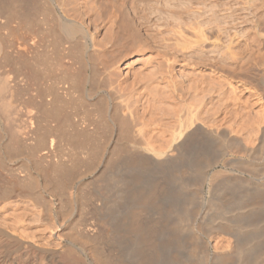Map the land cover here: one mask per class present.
Segmentation results:
<instances>
[{"label":"bare ground","instance_id":"obj_1","mask_svg":"<svg viewBox=\"0 0 264 264\" xmlns=\"http://www.w3.org/2000/svg\"><path fill=\"white\" fill-rule=\"evenodd\" d=\"M13 1L16 5L18 1V6L20 1L21 5H28L30 1V7L38 2L0 0V9L10 14L16 7L12 6ZM154 1L156 7H153ZM154 1L89 0L95 13L102 17L100 22H95L100 17L94 15L95 19L90 13L93 10L85 9L87 2L84 0H45L52 7L58 37L67 43L68 50L74 47L81 54L79 56L84 57L83 64L88 72L84 73V69L80 73H84L81 77L85 88L89 87L84 91L85 99L95 100L103 106L107 128L119 137L118 148L113 164L107 166L104 163L106 166L101 168L98 163L92 166L91 162V166L87 165L85 171L76 175L74 168L77 165H64V156L60 158L56 154L53 136L45 135L47 129L44 136H40L42 141L31 135L10 134L7 139L0 138V168L10 169L9 174H3L8 171L3 172L5 169L0 172V264L183 263L175 254L187 247L179 248L176 243L187 230L195 238L194 226L183 221L194 218L196 202L202 198L205 186L210 197L230 191L241 203L247 198L250 202L239 206L245 216L264 212V58L259 54L264 48V0H217V5L215 1L211 2L218 7L213 11L214 19L201 13V7L193 5L191 0H188L189 5L192 3L188 19L186 4L181 8L172 6L173 10H169L170 7H165L168 0H164L165 6L162 0ZM39 4L43 5V1ZM21 5L20 9L25 6ZM142 6L152 9L150 16L139 13ZM36 7L33 9L38 10ZM226 7L235 9L231 11L232 15L228 12L230 19L221 26L218 14ZM227 8L224 9L226 12ZM18 9L19 13L23 11ZM33 9L31 7V11ZM48 10L45 12L49 16ZM33 14L35 11L30 15ZM29 16L31 20H25L27 16L21 19L31 23L33 18ZM103 25H108L109 40L106 42L99 38L103 34H100ZM26 27L29 29L28 25ZM210 31L213 33L208 34ZM25 33L21 35V42L16 36L18 56L21 52L29 54L34 46L31 45L36 42ZM1 39L0 53L5 52L6 47ZM11 46L14 48L13 44ZM71 52L69 55L74 53ZM23 55L21 53L20 57ZM74 55L73 58H77ZM72 64H67V69ZM3 74L0 73V110L8 114L13 108L10 98L14 91L9 77ZM251 74H254L256 84L247 82ZM11 80L15 83V79ZM64 90L66 94L68 90ZM51 108L48 111H52ZM53 108L54 113L61 111L60 106L56 109V104ZM42 110L38 111H45ZM25 113L28 126L33 127L32 109ZM93 123L98 127V122ZM60 127L55 129L58 134L62 132H59ZM40 142L43 148L35 150ZM23 144L32 149L31 152L28 150L31 155L22 151ZM89 158L93 159L88 156L86 163ZM171 190L186 199L185 205L184 202V206L181 205L183 220L170 221V212L162 204ZM66 204L70 210L66 209ZM89 211L92 217L84 221V214ZM209 226L203 227L205 239L197 236V242L192 241L195 246L185 250L186 264H196L195 258L204 261L210 245L213 249L211 264H231L233 258H236L234 264H259V255H264L263 239L259 240L261 244L258 243L261 253L257 251L253 256L239 246L241 233L231 232L238 226L233 228L234 225L219 221ZM255 227L254 233L264 237L263 227ZM212 230L226 235L213 237ZM246 254L252 256L245 257Z\"/></svg>","mask_w":264,"mask_h":264},{"label":"rangeland","instance_id":"obj_2","mask_svg":"<svg viewBox=\"0 0 264 264\" xmlns=\"http://www.w3.org/2000/svg\"><path fill=\"white\" fill-rule=\"evenodd\" d=\"M38 2H36L35 4H33V3H31V5L33 4L34 6H31L32 7V9L33 8H35L36 7V5H39V7L37 6L36 8H39L37 11L35 10V9H33L34 11H35V15L33 14V15H30V14H32V13H34V11H31V7H30V1H28V5H25V4H27V3H23L25 6H23V4L21 5V1H20V5L21 6H23L21 9H23L24 7L27 9V13L25 14L24 12H26V10H25V8L23 9V11L20 9V5L18 6V4H19V2L17 1V5H16V1L14 2L13 1V3H14V5H12V6H16L15 7V10L14 11H12L13 9H11V13L9 14L8 12H6L5 11V13H4V11H2L1 9V11H0V39L2 40V42H4V46H6V47H4L5 49L3 50V51H5V52H2V53H0V73L2 74V73H4L3 75H5V76H7V77H9V80L11 81V90L12 91H14V92H12V95H11V98H10V102H11V104H12V106H13V108L10 110V111H8V114L6 113H3V112H1V110H0V138L1 139H3V138H6L7 139V137L11 134V135H31V136H34V138L36 137H38L37 139H39L40 141H42L41 140V138L42 137H40V136H44V134H45V132L48 130V133H46L45 135H50V137H52L53 139H54V147L56 148V150L55 151H57V155H58V157H60V158H62V156H64L63 158H62V162H64L65 164L64 165H66L67 164V166H70V164L71 165H74L75 164V166H76V168H74V172L75 173H77L76 175H78V173L80 172V171H82L83 172V170L84 169H86V167L88 168L89 166H91V162H92V166L95 164H97L98 163V165H99V167H105L106 165L108 166V163H109V165L110 164H113L112 162H114L113 160L115 159V156H116V149L118 148H116V146H117V142H118V139L117 138H119V137H117L118 135H112V133H110L111 131H112V129L110 128V127H108L107 128V124H105V123H107V122H105V118H104V111H103V106L102 105H99L100 103H97L95 100H93V101H91L90 99H85L86 98V96H85V89H88L89 87H86L85 88V86H84V82H83V77H81V76H83V74L84 73H86V72H88V70H87V68L85 67V65L83 64L84 63V57L82 58V56H79V55H81L80 53H78L77 52V50L76 49H74V47H70L71 48V50H72V52H74L75 53V55H74V53L73 54H70L69 55V52L71 51V50H68L67 49V43H64V41L63 40H61L59 37H58V35H57V33H56V27H55V25H56V20H55V18H54V13H51L53 10H52V7L47 3V2H45V0H37ZM42 1H43V5L42 4H39V2L40 3H42ZM152 1H154V0H152ZM163 1V4L162 5H164L165 6V1L167 2V0H162ZM171 1V2H170ZM194 4L193 5H199V7H201L200 9L201 10H199L201 13H203L206 17H210V19L212 18V19H214V18H216V15H214L213 14V11H216V10H218V7L217 6H215V5H217L216 3H218V2H216L217 0H204V2L205 3H207V4H209L210 6H211V9H210V6L208 5H206L204 2H202V3H204V5L201 3V1H203V0H198V3H199V1H200V3L198 4L197 3V0L195 1H193V0H191ZM190 1V2H191ZM215 1V2H214ZM45 2V3H44ZM85 2H87V3H85ZM90 2H91V0H90ZM89 2V0H84V3H85V5H84V7H85V9L88 11V10H93L94 8H93V6H92V3H90ZM170 2V3H169ZM178 2V3H177ZM186 2V3H185ZM185 2L182 0V2H181V0H168V3H166V6L165 7H167V9L169 8V10H173V9H171V7L172 8H176L177 6V8H181V6H183L184 4H186V11H187V19L188 18H190L191 17V5H192V3H191V5H189V1L187 0H185ZM211 2H214L215 3V5H214V3L212 4ZM83 3V4H84ZM154 3H155V1L153 2V5H154ZM173 3H174V5L176 4V6L174 7V5H173ZM211 3V4H210ZM45 4V5H44ZM49 5V6H47V5ZM91 4V5H90ZM172 4V5H171ZM178 4V5H177ZM168 5V6H167ZM212 5H214L213 7H212ZM27 6V7H26ZM43 6H45V7H43ZM157 6V4H155L153 7H156ZM30 7V8H29ZM48 7V8H47ZM6 8V7H5ZM18 10H21V12L19 13L18 11H17V9ZM40 8H41V10H40ZM46 8V9H45ZM50 8V9H49ZM148 8V9H147ZM144 7V6H142V8H140L141 10H140V14L142 15V14H145V15H149L150 16V10H152L151 8H149V7ZM191 8V9H190ZM227 8V7H226ZM226 8H224L225 10H226ZM8 9V8H7ZM29 9V10H28ZM49 9V10H48ZM216 9V10H215ZM223 9V10H224ZM234 9L235 8H227V12L225 11V12H223V10L222 11H220V13L221 14H218V15H220L218 18H219V23H220V25L221 26H224L225 24H226V20L227 21H229V19L230 18H228V16H229V14H231V11L233 12L234 11ZM9 10V9H8ZM7 10V11H8ZM45 10H48V11H50L49 12V16H48V12L46 13L45 12ZM175 10H177V9H175ZM29 11H31L30 13H29ZM45 12L44 14H43V12ZM189 11V12H188ZM204 11V12H203ZM1 12H2V14H1ZM10 12V11H9ZM15 12H16V14H15ZM22 12L25 14V15H23L22 14ZM39 12V13H38ZM89 12V11H88ZM209 12V13H208ZM228 12H229V14H228ZM7 13V14H6ZM38 13V14H37ZM90 13H92L93 14V17L95 18V19H97L96 18V16H94V15H97L98 13L96 12L95 13V11L93 10L92 12H90ZM188 13H190V14H188ZM17 15V14H19V15H21V17L23 18V17H25V16H27V18L25 17V20H31V19H28V16L30 15V16H32V22L30 23L29 21H25V20H23V19H21V17L20 16H14V15ZM53 14V15H52ZM10 15V16H9ZM47 15V16H46ZM52 15V16H51ZM154 15V14H153ZM217 15V16H218ZM232 15V14H231ZM30 16H29V18H30ZM43 16V17H42ZM44 16H45V18H44ZM98 16H99V14H98ZM3 17V18H2ZM5 17V18H4ZM9 17H10V19H9ZM12 17V18H11ZM15 17H18V18H15ZM50 17H51V19H53L54 21L52 22V21H50L51 19H50ZM100 17V19L98 18L95 22H97V21H101V19H102V17L101 16H99ZM155 17H152V19H154ZM223 18V19H222ZM9 19V20H8ZM222 19V20H221ZM44 22H43V21ZM50 22H49V21ZM225 22H224V21ZM6 21V22H5ZM9 21V22H8ZM45 21H46V23H45ZM222 21V22H221ZM21 22H23V23H21ZM224 22V23H223ZM28 23H30V25L28 24ZM49 23L50 24H52V26L51 25H49ZM25 25V26H24ZM29 26V29H28V27H26V26ZM53 25H54V27H53ZM106 26V31H105V29H104V27ZM103 25V29H101L102 30V32H100V34H102V35H100L99 36V38L101 39V40H104V42H106V40L108 41L109 40V32H108V25ZM26 27V28H25ZM51 27V29L49 30V28ZM24 28V29H23ZM11 29V30H10ZM35 29V30H34ZM22 31H24V32H26L25 34H26V36L27 37H29V38H31V39H33V41L34 40H36V42H34V43H36V45L37 46H35V44L33 43L31 46H33V47H31V48H34L33 50L30 48V50H31V52H30V50H29V54H31V57H30V55L28 54V52L27 53H24V52H21L22 54H24V55H26L27 54V56H28V59H27V56H21L20 57V55H21V53H19V56L17 55L18 54V50L17 49H15L16 47H17V43L15 42V41H17V42H19L18 41V39L20 40V42L22 41V36L21 35H23L24 34V32H22ZM105 31V32H104ZM29 32V33H28ZM21 33V34H20ZM31 33V34H30ZM213 33V31L211 32H208V34H212ZM263 33H264V30H263ZM7 34V35H6ZM15 34V35H14ZM31 35H32V37H31ZM13 36V37H12ZM16 36H19L18 37V39H17V37ZM106 36V37H105ZM11 37V38H10ZM35 39H34V38ZM104 37V38H103ZM14 38H15V40H14ZM21 38V39H20ZM46 38V39H45ZM103 38V39H102ZM108 38V39H107ZM10 39H13V40H10ZM6 42H5V41ZM10 40V41H9ZM55 40V41H54ZM11 43V45L13 44V47L14 48H12V46L11 45H8L9 43ZM63 42V43H62ZM58 44H60L59 46L60 47H58L59 48V52H58V48H57V46H58ZM65 44H66V46H65ZM16 45V46H15ZM39 45V46H38ZM64 45V47H66V49L63 47L62 48V46ZM11 46V47H10ZM10 47V48H9ZM60 48H62V49H60ZM73 48V49H72ZM11 49H13V51H11ZM54 49V50H53ZM65 49V50H64ZM10 50V51H9ZM39 50V51H38ZM68 50V51H67ZM16 51V52H15ZM35 51L36 52H38V53H35ZM65 51H66V53H65ZM9 54H8V53ZM11 52H13V53H11ZM61 52V53H60ZM63 52V53H62ZM71 52V53H72ZM78 53V55H77V53ZM4 53V54H3ZM33 53V54H32ZM35 53V54H34ZM43 55H42V54ZM8 56H7V55ZM36 54H38V55H36ZM58 54H61V55H58ZM64 54V55H63ZM67 56H66V55ZM259 54L262 56V58H264V48H261V50H260V52H259ZM32 55H36V56H33L32 57ZM72 55H74L75 57H77V58H79L80 57V59H77V58H73V56ZM77 55V56H76ZM40 56H42V57H40ZM65 56H66V58H65ZM70 56H72V57H70ZM79 56V57H78ZM5 58V59H4ZM24 58H26V59H24ZM2 59V60H1ZM21 59V60H20ZM61 59V60H60ZM65 59V60H64ZM70 59H72L71 61H70ZM73 59H74V61H75V59L77 60V62H76V64H75V62L73 61ZM29 60V61H28ZM79 60V61H78ZM15 61V62H14ZM43 61V62H42ZM62 61H63V63H62ZM68 61H69V63L70 64H72V62H74V65L72 66V67H69V69H67V67H68V65L70 66V64L68 63ZM263 61H264V59H263ZM22 62V63H21ZM65 62V63H64ZM67 62V63H66ZM82 62V64H80ZM4 63V64H3ZM30 63V64H29ZM24 64H26V65H24ZM64 65V66H62L61 67V65ZM68 64V65H67ZM27 65H29V66H27ZM67 65V66H66ZM77 65L79 66H81L82 67V65H83V67H85V68H78L77 67ZM2 66V67H1ZM26 66H27V68H26ZM24 69H23V68ZM31 69H29V68ZM64 67H65V70H64ZM73 67H74V69H76V70H78L77 71V73L78 74H76V70H75V72H74V69H73ZM76 67V68H75ZM14 68V69H13ZM60 68V69H59ZM73 70H72V69ZM5 69V70H4ZM67 69V70H66ZM81 69H83V70H81ZM84 69H85V72L84 73H80V72H82V71H84ZM26 70V71H25ZM70 70V71H69ZM2 71H4V72H2ZM73 71V72H72ZM73 73H75V74H73ZM80 73V74H79ZM253 73H255V72H253ZM76 75H78L79 77H78V79H77V77L75 78V76ZM251 78L250 79H247V82L250 84H256V81H255V79L253 78V76H254V74H251ZM11 77V78H10ZM75 78V79H73V78ZM61 78V79H60ZM11 79H15V83H13V80H11ZM70 79H72V80H70ZM253 79V80H252ZM17 82V83H16ZM59 82V83H58ZM80 84H79V83ZM71 83H73V84H76V86L79 84L80 86H77L78 88H76L75 89V85H71ZM83 83V84H82ZM17 84V85H16ZM30 84V85H29ZM69 84H70V86H69ZM14 85H16V86H14ZM81 85H82V87H81ZM67 86V87H66ZM69 86V87H68ZM75 86V87H74ZM64 87V88H63ZM74 87V88H73ZM80 87V88H79ZM68 88L69 89H75L74 91H73V89H72V91L71 90H68ZM17 89V90H16ZM64 89H66V90H68V92H69V94H68V92L66 91V94H64L65 93V90ZM80 89V90H79ZM15 90H16V93H15ZM77 90H79V91H77ZM84 92V93H83ZM13 93H14V95H13ZM70 93L72 94L71 96H69L70 95ZM75 95H74V94ZM15 94H16V96H15ZM84 96H83V95ZM79 95V96H78ZM44 97V98H43ZM55 97V98H54ZM81 97V98H80ZM83 97H84V99H83ZM41 98V99H40ZM43 98V99H42ZM55 99V100H53V99ZM52 99V100H51ZM57 99V100H56ZM70 99V100H69ZM39 100H40V102H39ZM42 100H45V103L47 104V107L45 108V103H44V106L42 105L43 103H41L42 102ZM88 100H90V101H88ZM37 101V102H36ZM50 101V102H49ZM52 101V102H51ZM53 101H56V102H54V105H52L53 104ZM34 102V103H33ZM49 102V103H48ZM39 103V104H38ZM50 103H52L51 105H50ZM59 103V104H58ZM91 103V104H90ZM94 103H96V106H94L93 104ZM55 104H56V109H60L61 108V111L60 110H56V112L58 113V115H59V117H58V115H55V114H57V113H54L53 111V109H55V108H53V107H55ZM15 105V106H14ZM39 105H41L40 107H39ZM18 106V107H17ZM20 106H21V108H20ZM58 106V107H57ZM59 106H60V108H59ZM36 107V108H35ZM50 107H52L51 109H52V111H48V110H50ZM96 107V108H95ZM102 109H101V108ZM18 108H20V109H18ZM43 110H42V109ZM100 109L99 111L97 110L96 111V109ZM32 109V111H33V114H32V120H31V122H34V123H31V125H34L33 127H30V126H28L29 125V123H28V118L26 117V113H25V111L26 110H31ZM46 109H47V111H46ZM91 109V110H90ZM95 109V110H94ZM19 110V111H18ZM44 111V112H39V111ZM14 111V112H13ZM60 111V112H59ZM13 113L12 115H11V113ZM17 112H18V114H17ZM46 112H47V114H46ZM50 112V113H49ZM54 113L53 114V116L55 117H53L52 116V113ZM97 112V113H96ZM98 112H101V113H98ZM102 112H103V114H102ZM36 113V114H35ZM49 113V114H48ZM61 115H60V114ZM25 114V115H24ZM39 114V115H38ZM44 114V115H47V116H42V115ZM98 114H99V118H98ZM103 116H102V115ZM7 115H8V120L6 119L7 118ZM16 116L15 118H12L11 117V119H12V122H11V120H9V118H10V116ZM49 115H50V117H49ZM63 115V116H62ZM97 117H96V116ZM37 116H39V117H37ZM57 116V117H56ZM91 116V117H90ZM100 116L102 117V118H100ZM26 117V118H25ZM44 117V118H43ZM47 117V118H46ZM98 118V121L97 120H95V119H97ZM14 119H16V120H14ZM25 119L27 120V121H25ZM57 120V121H56ZM85 120V121H84ZM98 122L97 123V125H98V127H100V128H98V127H96V125L93 123V122ZM99 121H101L100 123H99ZM11 122V123H10ZM14 122V123H13ZM60 122V123H59ZM91 122H92V124H91ZM27 123V124H26ZM57 123V126L55 125ZM105 125H104V124ZM24 124H25V127H23L24 126ZM102 124V125H101ZM23 125V126H22ZM53 125V126H52ZM91 125V126H90ZM93 125V126H92ZM14 126V127H13ZM20 126V127H19ZM50 126H52V127H50ZM54 126H55V128H54ZM59 126H61L60 128H61V130H59V132L60 131H62V132H60L59 134H58V130L56 131L55 129H58L59 128ZM95 126V127H94ZM109 126V125H108ZM57 127V128H56ZM81 127V128H80ZM6 128V129H5ZM50 128V129H49ZM93 128V129H92ZM16 129V130H15ZM20 129V130H19ZM45 129H47L46 131H45ZM55 131H54V130ZM95 129V130H94ZM101 129V130H100ZM24 130V131H23ZM31 130V132H28V133H26L27 131H30ZM41 130V131H40ZM50 130V131H49ZM19 133H18V132ZM26 131V132H25ZM102 131V132H101ZM24 132V133H23ZM44 132V133H43ZM95 132V133H94ZM30 133V134H29ZM43 135H42V134ZM83 133H84V135H83ZM58 134V135H57ZM82 134V135H81ZM96 134V135H95ZM109 134H111V136L109 135ZM5 135V136H4ZM7 135V136H6ZM98 136V137H97ZM3 137V138H2ZM115 137V138H114ZM44 138V137H43ZM0 139V140H1ZM59 139V140H58ZM55 140H57L56 142H55ZM97 140V141H96ZM87 142V143H86ZM57 143V144H56ZM114 144V145H113ZM42 145V146H41ZM119 145V144H118ZM27 145L25 144H23L22 145V147H21V149H22V151L23 152H25V154H26V151L28 152V150H29V148H28V146L26 147ZM40 146V147H39ZM39 146H37V147H35V150H38V149H42L43 148V144H42V142H40V144H39ZM115 146V147H114ZM24 147V148H23ZM42 147V148H41ZM90 149H88V148ZM93 147V148H92ZM108 147V148H107ZM111 147H113V149L111 148ZM54 148V149H55ZM86 148V149H85ZM102 148V149H101ZM114 148H115V150H114ZM25 149V150H24ZM106 149V150H105ZM30 150H32V149H30ZM29 150V152H31ZM59 150H60V152H59ZM82 150H84V152L82 151ZM95 150V151H94ZM103 150V151H102ZM82 151V152H81ZM28 152V153H29ZM89 152H90V154H89ZM96 152H98L97 154H96ZM112 152V153H111ZM115 154H114V153ZM58 153H60V155L61 156H59V154ZM69 153H71V154H69ZM73 153V154H72ZM79 153V154H78ZM82 153H84L83 155H82ZM88 153V154H87ZM109 154H110V156H109ZM28 155H31L30 153L28 154ZM67 155V156H66ZM76 155V156H75ZM89 157H93V159L92 158H89L90 160H92V161H90V160H88V163H86L87 162V159H88V156ZM94 155H95V157H96V159H95V157H94ZM100 155V156H99ZM71 156H72V158H71ZM77 157V159L75 158V157ZM98 156V157H97ZM103 156V157H102ZM114 156V157H113ZM67 157V158H66ZM70 157V158H69ZM80 157V158H79ZM82 157V158H81ZM84 157H85V160H82V159H84ZM87 157V158H86ZM108 159H107V158ZM112 157V158H111ZM97 158H99L100 160H101V162H99L100 160H98ZM68 159V160H67ZM74 160V162L72 163V162H70L71 160ZM65 160V161H64ZM93 160H94V162H93ZM96 160V161H95ZM97 160H98V162H97ZM110 160H112V161H110ZM79 161H82L81 163H79ZM83 161H85V162H83ZM90 161V162H89ZM106 161H107V163H106ZM69 162V163H68ZM82 163H85V164H82ZM106 165H105V164ZM69 164V165H68ZM87 165H89V166H87ZM85 166V167H84ZM101 167V168H102ZM22 168H24V165H23V167ZM80 168V169H79ZM3 169H5V170H3ZM82 169V170H81ZM0 172H2V170H3V172H6L7 170V172L6 173H3V174H9V172H10V169H6V167H4V168H0ZM85 171V170H84ZM74 173V174H75ZM81 173V172H80ZM79 173V174H80ZM75 175V176H76ZM174 191H176V190H171L170 192L171 193H169V195L167 196V198H165L166 200H162V204H164L165 205V207H166V209L170 212V217H169V220L170 221H173V219H175V218H180V219H184V215H183V209L184 208H182V206H184L185 205V202L186 201H184V200H186V199H184L185 197L183 196V195H179V193L178 192H174ZM228 194V195H227ZM221 195V194H220ZM219 194L217 195H214V196H212V197H210V195H207V187L205 186L204 188H203V192H202V198L198 201V202H196V205H195V207L196 206H198V207H196V213H195V215H194V218L191 220V221H186V220H184L183 221V223H190L191 225H193L194 226V232L195 233H197V234H195V238H193V237H191V233H190V235H189V231L187 232V231H184V232H182L181 233V239L179 238L178 239V243H176L178 246H179V248H184V247H187V248H185V249H183V250H181L180 249V251H181V253H177V254H175V256L176 257H178L177 259L179 260V259H181L182 261H183V263L184 264H186L187 263V261H186V251L189 249V247L190 246H195V244L192 242L194 239H195V241L194 242H197V239H196V237L197 236H201L200 238L202 239V238H204L205 239V235H203L204 234V232H203V227H204V229L205 228H207V227H210L209 225H216V223H218V221L219 222H223V223H226V224H232V226L234 225V227L233 228H235V227H237L235 230L234 229H231V232H234L235 234L239 231L241 234H240V239L241 240H239V243H241L239 246L241 247V248H243V249H246L249 253H254V254H256V252L257 251H259L260 250V244L262 243V241L264 242V237H260V236H257L255 233H254V231L255 230H253V228L255 229H257V227H255V226H259L260 228H262L263 227V229H264V212H262V213H260V214H257L256 216H250V215H248L247 213V215L245 216V213L243 212V210L241 209V211L243 212V214H241L242 212L239 210V208L240 207H243V206H245L246 205V203L247 202H250V201H248V199L246 198V199H244V200H246V201H244L243 200V203H241V201H239V199H238V196L237 197H235L236 196V194H231V192L230 191H227V192H225V193H223L221 196H220ZM235 195V196H234ZM216 196V197H215ZM220 196V197H219ZM231 196V197H230ZM221 198V199H219V198ZM224 197H225V200H224ZM213 198L215 199V200H213ZM218 200V201H217ZM221 200V201H220ZM235 201V202H233V201ZM237 201L239 202V203H237ZM184 202V205H182V203ZM233 202V203H232ZM207 203V204H206ZM215 203V204H214ZM220 203L222 204V206H223V208H222V206L220 205ZM220 205L221 206V208H220V206H218V205ZM182 205V206H181ZM211 205V206H210ZM217 207H216V206ZM228 205H230V206H228ZM235 205V206H234ZM256 205V204H255ZM208 206L210 207V208H208ZM240 206V207H239ZM65 207H66V209H68L69 207L67 206V204L65 205ZM216 207V208H215ZM230 207V208H229ZM172 208V209H171ZM206 208V209H205ZM218 208L219 209H221V210H218ZM224 208H226V210L224 209ZM207 209H209V210H207ZM214 209H216V210H214ZM235 209V210H234ZM69 210H70V208H69ZM232 211H233V213H232ZM173 212V213H172ZM216 212V213H215ZM224 212V213H223ZM239 213V215L237 214V213ZM88 213H90L91 214V211H89V212H87L86 214H84L85 216H84V221L85 220H89L92 216L91 215H89ZM219 213L221 214V215H219ZM227 213V214H226ZM237 214V215H236ZM242 216H241V215ZM173 215V218H171V216ZM222 215H223V217H222ZM262 215V216H261ZM88 216V217H87ZM182 216V217H181ZM261 216V217H260ZM259 217V218H258ZM87 218H89V219H87ZM245 219V220H244ZM215 222H214V221ZM227 220H228V222H227ZM254 220V221H253ZM86 221V222H87ZM211 221V223H209ZM212 221L214 222V223H212ZM251 221H252V223H251ZM194 223V224H193ZM237 223V224H236ZM195 224H197V225H195ZM235 224H236V226H235ZM252 224H253V226H252ZM257 224V225H256ZM202 225V226H201ZM262 226V227H261ZM258 227V228H259ZM199 229V230H198ZM232 230H234V231H232ZM245 230V231H244ZM247 231V232H246ZM215 232V233H214ZM218 230H212V233L213 234H211V236H213V237H217V235L218 236H223L224 235V237H225V235L226 234H224L223 232H219ZM244 232V233H243ZM249 232V233H248ZM253 232V233H252ZM223 233V234H222ZM220 234V235H219ZM182 235H183V238L184 239H186V242H184L183 241V238H182ZM186 235V236H185ZM216 235V236H215ZM258 235H259V233H258ZM255 236V237H254ZM261 239H260V238ZM207 239V238H206ZM244 239H246V240H244ZM263 239V240H262ZM259 240H262L261 242L259 241ZM188 241V242H187ZM194 244H192L191 242ZM260 242V244H258ZM187 249V250H186ZM186 250V251H185ZM255 251V252H254ZM260 251H262V248H261V250ZM259 251V252H260ZM212 252H213V249H212V246L210 245L209 246V251H208V255H207V257L205 258V260L203 261V260H201V259H199V260H197V258H195L196 259V264H211V259H210V257H211V254H212ZM248 252H247V254H248ZM261 253V252H260ZM245 255V257H249L250 255L252 256V254H249V255ZM254 254H253V256H254ZM261 255H259V257H260ZM182 257V258H181ZM258 257V262H259V264H263V262H264V260H263V258H264V255H262L260 258ZM177 260V261H178ZM185 260V261H184ZM235 260H236V258H233L232 260H230V262H231V264H234L235 263ZM263 260V261H262ZM202 261V262H201ZM182 262H180L179 261V263L178 264H183Z\"/></svg>","mask_w":264,"mask_h":264}]
</instances>
